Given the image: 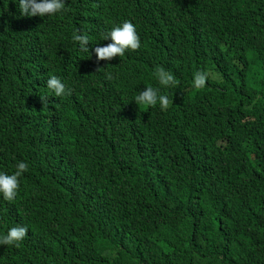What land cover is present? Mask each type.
Masks as SVG:
<instances>
[{
    "label": "trees",
    "instance_id": "16d2710c",
    "mask_svg": "<svg viewBox=\"0 0 264 264\" xmlns=\"http://www.w3.org/2000/svg\"><path fill=\"white\" fill-rule=\"evenodd\" d=\"M124 20L140 47L121 57L72 39L91 53ZM148 86L166 109L134 103ZM17 161L0 234L27 232L0 264H264V0H65L46 18L0 0V171Z\"/></svg>",
    "mask_w": 264,
    "mask_h": 264
},
{
    "label": "clouds",
    "instance_id": "9594fccd",
    "mask_svg": "<svg viewBox=\"0 0 264 264\" xmlns=\"http://www.w3.org/2000/svg\"><path fill=\"white\" fill-rule=\"evenodd\" d=\"M15 7L21 17L37 16L46 18L62 13L65 8V0H15ZM72 39L77 42L80 50L86 52L88 56L94 53L98 61H108L113 57H121L126 51L140 47L136 26L128 20L111 27L101 38V40H108L109 43L92 48L91 53L87 46L90 42L88 35L74 32ZM155 76L158 84L164 87L174 86L177 82L174 75L162 67L155 69ZM207 78V73L196 72L193 77V87L197 89L203 88ZM46 86L56 97L67 96L71 91L55 75L47 79ZM134 103L150 107L158 105L163 110L169 106L170 100L166 95L160 94V88L148 86L143 91L138 92ZM27 168L28 165L24 161H17L15 170L11 174L0 171V198L5 201H13L15 199L19 189L18 178L27 171ZM26 232V227L22 225L10 227L5 233L0 234V245L18 246L19 242L25 238Z\"/></svg>",
    "mask_w": 264,
    "mask_h": 264
}]
</instances>
